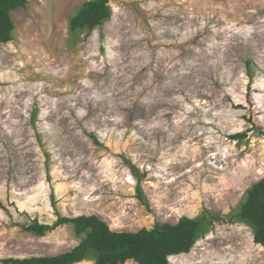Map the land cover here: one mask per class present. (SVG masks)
Masks as SVG:
<instances>
[{"label": "rangeland", "instance_id": "obj_1", "mask_svg": "<svg viewBox=\"0 0 264 264\" xmlns=\"http://www.w3.org/2000/svg\"><path fill=\"white\" fill-rule=\"evenodd\" d=\"M27 1L0 43V259L77 246L71 224L24 229L58 214L138 232L207 213L172 264H264L237 219L264 178V0H110L90 32L70 30L89 0Z\"/></svg>", "mask_w": 264, "mask_h": 264}, {"label": "trees", "instance_id": "obj_2", "mask_svg": "<svg viewBox=\"0 0 264 264\" xmlns=\"http://www.w3.org/2000/svg\"><path fill=\"white\" fill-rule=\"evenodd\" d=\"M27 3V0H0V43L13 40L16 25L12 12L25 8ZM111 18L110 0H89L71 18L70 30L90 32ZM251 66L249 62L250 75ZM242 136L244 133H236L232 138L239 139ZM138 190V196L143 201L139 186ZM237 219L253 229L255 243L264 247V178L247 191L239 206ZM212 222V218L203 213L197 218L183 216L176 224L157 223L152 229L127 232L113 230L107 221L96 214L75 217L58 214L53 225L35 220L24 226V229L44 236L48 231L71 224L75 232L82 236L77 246L55 256L0 260L5 264H76L86 260H92L94 264H124L130 260L138 264H172L170 256L189 253L197 241L208 233Z\"/></svg>", "mask_w": 264, "mask_h": 264}]
</instances>
